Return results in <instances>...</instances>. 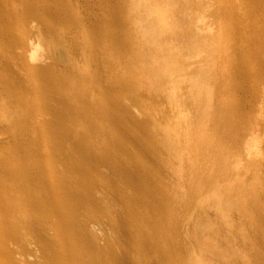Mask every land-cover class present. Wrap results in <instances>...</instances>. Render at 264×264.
Here are the masks:
<instances>
[{"label":"bare ground","instance_id":"bare-ground-1","mask_svg":"<svg viewBox=\"0 0 264 264\" xmlns=\"http://www.w3.org/2000/svg\"><path fill=\"white\" fill-rule=\"evenodd\" d=\"M0 264H264V0H0Z\"/></svg>","mask_w":264,"mask_h":264},{"label":"rangeland","instance_id":"rangeland-1","mask_svg":"<svg viewBox=\"0 0 264 264\" xmlns=\"http://www.w3.org/2000/svg\"><path fill=\"white\" fill-rule=\"evenodd\" d=\"M33 41H36V38H33ZM19 79L27 86L28 82H27V76L24 74V72H21V74H19ZM58 166V165H57ZM59 168V167H58Z\"/></svg>","mask_w":264,"mask_h":264}]
</instances>
